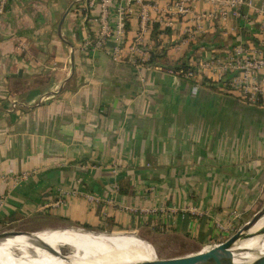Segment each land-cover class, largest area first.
Here are the masks:
<instances>
[{
  "label": "crops",
  "instance_id": "crops-1",
  "mask_svg": "<svg viewBox=\"0 0 264 264\" xmlns=\"http://www.w3.org/2000/svg\"><path fill=\"white\" fill-rule=\"evenodd\" d=\"M84 1L5 2L0 231L139 229L157 250L170 242L171 249L190 246L180 254L220 242L215 220L236 213L245 221L264 200V105L223 89L198 62L254 41L257 21L247 8L246 18L226 25L205 18L204 31L187 40L190 14L176 27L155 22L143 36L144 65L191 66L196 74L143 68L141 81L125 57L128 46L116 60L89 43L99 7L84 12ZM193 8L209 11L211 4L200 0ZM137 30L131 16L127 41ZM23 171L30 174L14 182Z\"/></svg>",
  "mask_w": 264,
  "mask_h": 264
},
{
  "label": "built area",
  "instance_id": "built-area-1",
  "mask_svg": "<svg viewBox=\"0 0 264 264\" xmlns=\"http://www.w3.org/2000/svg\"><path fill=\"white\" fill-rule=\"evenodd\" d=\"M111 1L116 2L114 24L109 18ZM197 1L200 0H85L82 9L99 7L96 15L98 27L89 43L95 48H103L116 60L123 57L124 46H128L125 57L132 60L141 81L145 79L143 68L166 70L175 75L183 73L193 77L196 72L191 66L175 68L160 62L144 65L141 59L144 33L155 22L162 29L168 25L176 27L175 23L179 17L190 14V18L194 20V26L184 28L187 32L184 40H187L204 31L205 18H216L219 24L226 25L231 17L246 18L247 13L244 8H247L258 23L256 39L251 42L246 40L232 44L222 52L200 58L198 70L208 69L210 71L208 77L211 81L219 83L223 89L240 99L264 105V0H205L211 4L209 11L194 10V4ZM5 2L6 0H0V16L4 11ZM131 16L138 18V30L130 41H127V22ZM191 87L192 92H195L198 84L194 83ZM29 174L28 171H23L13 174L11 178L14 182H18L27 178ZM86 197L90 201L96 199L91 193H87ZM153 210L155 209L146 208L147 212ZM170 210L175 211V208ZM236 215V213L232 214V218L224 222L215 220L219 231L227 233L234 230Z\"/></svg>",
  "mask_w": 264,
  "mask_h": 264
},
{
  "label": "bare ground",
  "instance_id": "bare-ground-1",
  "mask_svg": "<svg viewBox=\"0 0 264 264\" xmlns=\"http://www.w3.org/2000/svg\"><path fill=\"white\" fill-rule=\"evenodd\" d=\"M262 223H264V215L259 219L255 227ZM108 235L114 238L117 235H129L147 245H121L114 242L112 237ZM263 241L264 233L254 234L251 237L240 240L235 247V260H248L257 256L259 253H247L256 247L263 246ZM43 243L55 250L58 243H61V245L62 243L70 244L78 249L79 254L65 258L66 255L62 256L58 253L50 252ZM250 246L256 247L250 249ZM15 247L20 250L31 249L35 252L37 258L26 260L15 251ZM155 255L156 251L154 246L132 232L112 233L81 227H66L33 233L22 232L0 238V264H124L131 261L152 258Z\"/></svg>",
  "mask_w": 264,
  "mask_h": 264
},
{
  "label": "water",
  "instance_id": "water-1",
  "mask_svg": "<svg viewBox=\"0 0 264 264\" xmlns=\"http://www.w3.org/2000/svg\"><path fill=\"white\" fill-rule=\"evenodd\" d=\"M64 12L59 20L58 28L60 29L63 19L66 15ZM264 215V200L261 206L247 219L240 227L225 238L223 241L215 243L214 245L201 248L194 252H189L179 255L171 256H158L157 254L152 258L141 259L136 261L127 262L124 264H264V252L259 253L257 256L251 259L235 260L234 251L237 243L247 237H251L254 234L264 233V223L255 227L256 223ZM81 227V226H80ZM255 227V228H254ZM83 228V227H81ZM89 229V228H87ZM94 230V229H92ZM38 231V230H35ZM35 231L26 230H2L0 231V238L14 235L16 233H33ZM46 248L52 253H58L62 256L65 253L56 251L54 248H50L47 244L43 243Z\"/></svg>",
  "mask_w": 264,
  "mask_h": 264
},
{
  "label": "rangeland",
  "instance_id": "rangeland-1",
  "mask_svg": "<svg viewBox=\"0 0 264 264\" xmlns=\"http://www.w3.org/2000/svg\"><path fill=\"white\" fill-rule=\"evenodd\" d=\"M249 219V218H248ZM246 221V220H245ZM244 220H239V221H236V223H234V227L235 229L232 230V231H229V232H219V237L220 239H222L221 241H223L225 238H227L229 235H231L233 232H235L241 224H243L245 222ZM61 226H75V227H80L79 225H73V224H64V225H61ZM55 227H60V226H55ZM83 227V226H81ZM83 228H87V227H83ZM89 229H94L96 231H107V232H112V233H121V232H132V233H135L136 235L140 236L141 238L145 239L147 242H149L151 245H153L149 240H148V236H147V233L145 231H142V230H134V229H125V228H118V227H115L114 229H95V228H89ZM14 230V229H13ZM113 230V231H112ZM130 230H134V231H130ZM110 236V235H108ZM112 237V236H110ZM113 241L118 243V244H121V245H126V246H138L140 244H144V245H147L146 243L144 242H141L139 241L137 238H132L131 236L129 235H117L115 238L112 237ZM262 243V242H261ZM60 244V245H59ZM263 246H260V247H256L255 249H252L254 248L253 246H250L252 249L249 253L247 254H258V253H263L264 252V241H263ZM173 244L170 242L168 243V247H161L162 249L161 250H157L155 247V251H156V254L158 256H161V255H165V254H168V255H178L180 254L181 252H183L184 250L190 248V246L188 245H185V243L181 244L183 246L179 247L178 249H171L170 246H172ZM73 246V245H70V244H63L61 245V243H58L56 245V250L62 252V253H65V258L66 257H71V256H77L79 254V252L77 251L78 249ZM76 249V250H74ZM17 249V247H15V251L17 253H19L20 255H22L23 258H25L26 260H33V259H36L37 258V255L35 254V252L31 249Z\"/></svg>",
  "mask_w": 264,
  "mask_h": 264
},
{
  "label": "trees",
  "instance_id": "trees-1",
  "mask_svg": "<svg viewBox=\"0 0 264 264\" xmlns=\"http://www.w3.org/2000/svg\"><path fill=\"white\" fill-rule=\"evenodd\" d=\"M82 10H84V9H82ZM84 12H86V9L84 10Z\"/></svg>",
  "mask_w": 264,
  "mask_h": 264
}]
</instances>
